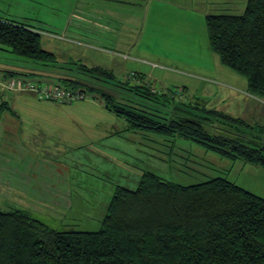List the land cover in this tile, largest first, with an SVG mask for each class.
Wrapping results in <instances>:
<instances>
[{
    "label": "trees",
    "instance_id": "trees-1",
    "mask_svg": "<svg viewBox=\"0 0 264 264\" xmlns=\"http://www.w3.org/2000/svg\"><path fill=\"white\" fill-rule=\"evenodd\" d=\"M206 23L211 49L246 76L250 93L264 98V0H248L242 14H208ZM41 34L0 18V49L66 68L54 64L59 60L42 47ZM76 68L82 75L36 73L83 99L102 101L134 129L196 140L264 166V142L244 118L172 101L103 66ZM23 72L5 69L4 75ZM161 103L172 105L162 112ZM0 264H264V198L224 177L183 185L148 170L135 188L115 187L97 230H59L23 209H0Z\"/></svg>",
    "mask_w": 264,
    "mask_h": 264
},
{
    "label": "rangeland",
    "instance_id": "rangeland-1",
    "mask_svg": "<svg viewBox=\"0 0 264 264\" xmlns=\"http://www.w3.org/2000/svg\"><path fill=\"white\" fill-rule=\"evenodd\" d=\"M247 4L248 0H128L125 4L119 1L114 38L108 41L110 43L97 44L105 55L95 50L98 53L90 58L81 55L77 45L62 44V40L71 41L70 38L55 39L58 36L55 28L35 18L28 19L40 25L42 47L57 50L53 52L59 63L54 64L69 69L45 67L0 49V80H6L5 69H12L34 71V75L23 72L20 76L54 84L55 80L36 72L56 68L60 73L82 75L76 68L78 64L103 66L113 70L118 78L129 79L132 83L144 81L158 94L163 93L164 97L176 102L183 100L200 107L205 105L245 118L255 127L250 133L264 142V108L261 106L264 98L245 90L248 87L246 76L223 64L211 49L206 23L208 14H242ZM11 14L14 16L13 12ZM0 15L10 17L1 11ZM40 16L44 18L45 14ZM61 23L57 20L54 24ZM249 97L256 98L259 103ZM90 99L93 98L75 100L74 105L82 108H68L66 113L58 109L51 113L52 107L44 110L43 114L48 117L63 118L59 125L47 123V137L37 132L36 140L30 139L28 131L31 130L25 131L23 143L32 142L33 149L46 153L51 159L48 164L54 176L48 177L53 178L51 182L59 190L52 189V193L36 196L26 191L21 193L23 201L17 200L14 197L20 193L6 184L8 180H19L20 173L13 166L12 170L0 171V209H23L59 230H97L115 187L135 188L143 172L148 170L183 185L224 177L264 198L263 165L241 157L225 156L196 140L134 129L124 116L103 106H93ZM171 105L158 106L165 112ZM104 122L113 124L115 133L99 131L110 128L105 127ZM2 130L0 125V136ZM14 134L5 129V142H17Z\"/></svg>",
    "mask_w": 264,
    "mask_h": 264
},
{
    "label": "crops",
    "instance_id": "crops-1",
    "mask_svg": "<svg viewBox=\"0 0 264 264\" xmlns=\"http://www.w3.org/2000/svg\"><path fill=\"white\" fill-rule=\"evenodd\" d=\"M119 1H122L123 4L128 3V0H0L1 13L14 17L10 18L0 15V18L26 23L39 29L40 25L29 22L35 18L40 23L55 28L58 31V36L54 37L55 39L59 40L60 38L62 40L70 38L68 40L71 41L62 40V44H65L64 42L75 44L79 52L82 53L81 55L85 56V58H90L92 54L98 52L105 55L103 50H101L102 48L99 49L97 47V44L110 43L114 38L112 34L118 24L117 9ZM11 12H13L14 16H12ZM42 13L45 14L44 18L40 16ZM57 20L62 21V23L60 25L54 24ZM52 51L56 52L57 50L53 49ZM106 55L116 56L115 54ZM67 69V67L64 68V70ZM58 71L60 69L53 68L49 72ZM4 77L6 80H0V83H4L9 79L5 75ZM19 77L22 76L19 75ZM25 79L30 80L29 78ZM0 87V96L2 98V101H0V125L3 126L2 135L0 136V139L2 138L0 140V149L2 150L0 151V171L4 173L6 170H12V167L15 166L16 171L20 173L21 176L18 174V181L15 179L12 182L8 180L7 182L9 183H6L9 187L14 188L20 193V196H15L14 198L23 201L20 198L23 197L21 193L24 194L26 191L30 195L36 196L52 193V189L59 190L58 186L52 184L51 181H53V178L48 177V175L54 176L52 173L53 169L48 164L51 162V159L46 153L33 149L32 142L23 143V137L24 135L26 136L25 131L27 129L31 130L28 131L30 139L33 138L36 140L37 132L41 136L47 137V123L53 122L57 125L63 123V118L60 116L48 117V115L43 114L44 110L52 107L54 110L51 113L56 109L59 112L66 113L68 108L73 109L81 106L74 105L75 103H60L66 106H59V102L41 99L36 93L31 91L14 92L2 87V84ZM229 87L235 89V86ZM245 90H248V87ZM255 97L257 96L255 95ZM249 98L259 103L256 98ZM89 102H93V106H103L109 110L98 99L93 98ZM261 106L264 108V101L261 103ZM6 108L8 110L5 112ZM107 125L110 128L99 129V131L103 133L109 132V134L115 133L112 130L113 124L105 123V127ZM5 129L14 131V137L17 139V142H5ZM7 143L8 146H6ZM40 161L46 164H40Z\"/></svg>",
    "mask_w": 264,
    "mask_h": 264
},
{
    "label": "built area",
    "instance_id": "built-area-1",
    "mask_svg": "<svg viewBox=\"0 0 264 264\" xmlns=\"http://www.w3.org/2000/svg\"><path fill=\"white\" fill-rule=\"evenodd\" d=\"M1 84L2 87L14 92H34L39 98L48 101L72 103L75 100L83 99L82 94L74 93L59 84H43L19 76L11 77Z\"/></svg>",
    "mask_w": 264,
    "mask_h": 264
}]
</instances>
